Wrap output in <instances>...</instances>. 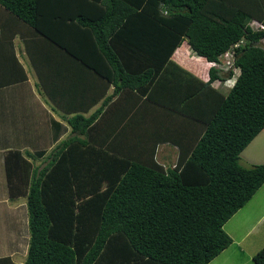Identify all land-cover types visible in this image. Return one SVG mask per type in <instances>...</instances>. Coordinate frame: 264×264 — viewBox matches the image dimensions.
I'll return each mask as SVG.
<instances>
[{"label":"trees","instance_id":"trees-1","mask_svg":"<svg viewBox=\"0 0 264 264\" xmlns=\"http://www.w3.org/2000/svg\"><path fill=\"white\" fill-rule=\"evenodd\" d=\"M253 20L264 0H0V52L19 33L38 84L73 112L44 164L27 158L44 150L3 154L9 193L26 194L25 264H207L232 242L224 223L264 182V162H240L264 128ZM241 38L234 82L214 86L234 75L215 64ZM184 42L204 77L177 60ZM10 60L19 72L0 67V86L26 77ZM81 89L94 97L74 99ZM160 142L178 147L174 165L156 159ZM252 259L264 264V244Z\"/></svg>","mask_w":264,"mask_h":264},{"label":"crops","instance_id":"crops-1","mask_svg":"<svg viewBox=\"0 0 264 264\" xmlns=\"http://www.w3.org/2000/svg\"><path fill=\"white\" fill-rule=\"evenodd\" d=\"M182 46L185 48H183ZM182 46H180V49H178L177 51V60L187 68H189L191 71L204 77L205 75H203L202 73L207 72L209 64H207L206 66V61L199 57L195 52L194 54L198 59L192 57L188 52V50H191V48H189V46L185 42ZM5 50L6 51L2 50L0 54L7 52L8 58L12 57V55L14 54L22 65L26 77L23 80L13 81L0 86V121L3 123L2 126L0 125V145L2 146V153H0V214L6 211L7 215H10V217H8L10 218V221L8 222V224H6V226L8 227L4 230L10 228V226L15 224V222L21 221L19 222V226H14L17 228L15 230H17L19 233H22V235H19V238H17V240H12L15 242V244L10 245V248H8L10 249L9 253L7 252L6 254H0V256L9 255L13 261L25 264V259L22 258L20 260V258H17L15 252L17 251V249H22V247L25 246L24 254L22 256L26 255L27 253V240L29 239V230L27 231V209L21 213L17 211V208L22 207L24 204H26V194H22V192H20L19 194L11 195L9 193L5 175L3 154L8 149H18L20 151H30L32 153L41 152L43 150L45 152H50L59 140L65 138L70 134L71 126L66 121V117H69L73 112H66L68 110H66L67 106H64V108H62L61 106L54 103V101L51 100L52 98H50L47 93L44 92L42 86L38 84L39 79L37 72L25 50L23 37L19 33H16L12 38V47H9ZM25 62L28 63L25 64ZM8 63L2 61L0 62V67H4L5 69H7L8 67L15 68L16 76L19 72L16 65L12 62V60H10V65H8ZM201 63L204 65V67H206L205 70L204 68L201 69ZM234 79L235 75L231 78L223 80L217 79L213 82V85L218 86L216 85V81H218V84L223 81V86L228 89L234 82ZM112 90L113 85L111 84L107 89V94L111 93ZM73 96H76L75 93L73 94ZM77 97L78 98L75 97L74 99H91L94 97V93L81 89ZM68 98L70 99V94L64 92L62 99ZM101 99L102 98H100V100L92 105L87 112H84V114H88L90 111L95 109L100 104ZM21 100H24L23 104H21ZM20 105H22V108ZM22 111L24 112L22 113ZM16 114L18 115V117L16 116ZM20 115L21 118L25 115L29 122H23V119L20 118ZM26 131L29 135H25ZM155 157L159 162L166 166L174 165L178 157V147L176 145L170 144L169 142H160L157 145ZM171 161L174 162L170 163ZM21 185L22 188L23 186L26 188L25 184ZM263 188L264 182L256 190L253 196L245 203V205L251 204L250 202H252L254 199L260 200L257 203L258 205L263 200V198L256 199V197L260 196V194L261 196H264V191L263 193H261V190ZM6 218L7 217H5V219ZM12 220L14 221L13 223ZM228 221L229 219H227L226 222ZM249 227L250 226H247V230ZM229 231H233L232 226L230 230L228 229V232ZM229 233L233 236L232 242L224 249H222L215 257L209 260L207 264H227L228 257L224 254L225 252L228 254V250L231 248L230 246L232 244H235V247L239 250V252H244V246L242 245V242L247 232L239 235H234L232 234V232ZM236 235H238L237 238L234 237ZM2 242L3 241L0 240V248L6 247L5 244L3 246L1 245ZM263 244L264 242L262 243V245ZM8 245L9 244H7V246ZM257 250H255L253 253H255ZM253 253L250 254V257L253 255ZM241 263L242 262L239 260V257L238 260L236 259L234 262V264Z\"/></svg>","mask_w":264,"mask_h":264},{"label":"rangeland","instance_id":"rangeland-1","mask_svg":"<svg viewBox=\"0 0 264 264\" xmlns=\"http://www.w3.org/2000/svg\"><path fill=\"white\" fill-rule=\"evenodd\" d=\"M251 23L253 24V26L257 25L255 21H252ZM183 48H185V47H183ZM179 51H181V50H179ZM188 52L192 57L197 58V56H195L193 51L188 50ZM26 63H28V62H25V64ZM203 63H205V62H203ZM207 64L208 63L206 62L205 65L207 66ZM224 67H225V64L222 63L219 68L225 70ZM202 68L206 69V67H204L203 64H202L201 69ZM238 72H239V69L235 68L234 69V75L236 76ZM217 82L218 81H216V85H218V87L219 86L223 87V85H224L223 81L220 84H218ZM31 96H32V94H31ZM25 99H27V98H25ZM28 99H30V98H28ZM23 103H24V100H21V104H23ZM20 106L22 108V105H20ZM23 112L24 111H22V113ZM16 116L18 117L17 114H16ZM20 118H21V115H20ZM21 119H23V122H29V120L26 118L25 115ZM0 125L1 126L3 125V123L1 121H0ZM25 135H29L27 131H26ZM1 150H2V146L0 145V153H2ZM22 153H25V151H22ZM48 153H49V151H46V152H44V154L42 156H38L34 159L32 157H29V156L27 158L29 161L32 162L33 166L34 165H41V164H44V162H45L44 160L46 159V156L48 155ZM173 162L174 161H171L170 163H173ZM240 162H241V164H243L245 166H249L253 163L264 162V128L241 151ZM261 191H262L261 193H263L264 188ZM262 198H263V200L258 205H257V203L260 200H255V199L252 202H250L251 204H249V205L244 204L242 207H240L234 213L233 216H231L229 218V221L224 224L223 227L225 230L227 229L226 230L227 232H228V229L230 230L231 226H232L233 231H229V232H232V234H234V235L235 234L239 235V234L247 232V234L244 237V240L242 242V245L244 246V252H239V250L235 247V244H232L230 246L231 248L228 250V254L226 252L224 254V255H227V257H228L227 264H234L235 260L236 259L238 260V257H239V260L242 262L241 264H256L252 260V256L250 257V254H252L255 250L260 248L262 243L264 242V196H261V194H260V196L256 197V199H262ZM26 209H27V206H26V204H24L22 207L17 208V211L19 213H21V212L25 211ZM5 217H7V218L5 219ZM8 217H10V215H7L6 211H4L0 214V235H1L0 240L3 241L1 245L3 246L5 244V246L7 247V248L6 247L0 248V251H1L0 254H6L7 252L9 253L10 249H8V248H10V245L15 244V242L12 240H17V238H19V235H22V233H19L17 230H15L17 228L14 226V225L19 226L20 225L19 222H21V221L15 222V224L10 226V228L4 230L5 228L8 227V226H6V224H8V222L10 221V218H8ZM13 222L14 221L12 220V223ZM27 222H28V215H27ZM247 226H250L248 228V230H247ZM28 230L29 229H28V224H27V231ZM9 235L12 239L9 237ZM238 235H236L234 237L237 238ZM231 237H233V236L231 235ZM7 244H9V245L7 246ZM24 250H25V246L22 247V249H17V251L15 252L16 257L20 258V260L22 258L25 259L24 257L26 255L22 256L24 254ZM232 259H233V261H232Z\"/></svg>","mask_w":264,"mask_h":264},{"label":"built area","instance_id":"built-area-1","mask_svg":"<svg viewBox=\"0 0 264 264\" xmlns=\"http://www.w3.org/2000/svg\"><path fill=\"white\" fill-rule=\"evenodd\" d=\"M256 27L257 28H261V27H264V24L261 23V22H256ZM245 42V40L243 38L239 39L238 41L232 43L224 52H223V60L222 62L220 63V65L222 63L225 64V68L229 67L232 65L233 63V57L235 55L234 53V49L236 46L240 45V44H243Z\"/></svg>","mask_w":264,"mask_h":264},{"label":"clouds","instance_id":"clouds-1","mask_svg":"<svg viewBox=\"0 0 264 264\" xmlns=\"http://www.w3.org/2000/svg\"><path fill=\"white\" fill-rule=\"evenodd\" d=\"M253 21H255V22H260V21H257V20H253ZM251 22H252V21H251ZM251 22H250V24L252 25V27L256 29L257 27H256V26H253V24H252ZM261 23H262V22H261ZM261 28H262V27H261ZM259 43L262 44V45L264 44V37L261 39V41H260ZM263 46H264V45H263ZM221 58H222V60H223V57H221ZM222 60H221V62H222ZM221 62H219V63H221ZM213 64H214V63H213ZM215 65H216V64H215ZM220 66H221V65L218 64V67H220ZM229 67H234V69L237 68V67H235V66L233 65V63H232V65L229 66ZM229 67H227V68L224 67V68H225V70H227ZM233 76H234V75H233ZM231 77H232V76H231ZM231 77H230V78H231Z\"/></svg>","mask_w":264,"mask_h":264}]
</instances>
